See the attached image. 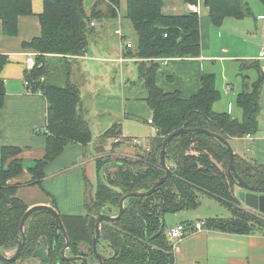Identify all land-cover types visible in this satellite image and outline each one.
<instances>
[{"label":"trees","instance_id":"16d2710c","mask_svg":"<svg viewBox=\"0 0 264 264\" xmlns=\"http://www.w3.org/2000/svg\"><path fill=\"white\" fill-rule=\"evenodd\" d=\"M106 3L108 16L117 18L120 0H97L90 15H86L83 0H43V13L38 16L41 35L22 44L35 53V66L25 72L24 79L33 92H40L45 99L47 115L45 129V155L28 167L29 186H42L48 165L66 148L85 146L92 140V132L84 114L79 86L71 83V61L85 54L92 20L101 17L96 10L99 3ZM197 4V0H184ZM208 8L213 26L220 27L224 19H242L240 0H202ZM264 5V0H259ZM125 18L130 21L137 36L135 50L129 56L136 59L137 80L147 93L146 103L152 111L150 118L156 129L147 167L142 162L121 163L113 175L102 173L104 161L97 159V184L92 200L84 204L83 215L59 213L64 225L69 247L67 257L81 256L89 264L96 261L92 250L95 223L100 214L116 216L121 198L133 192H147L165 175L160 164L162 142L170 133L180 128H200L227 141L258 131L259 99L264 83V73L252 63L241 64L240 70L257 69V79L237 95L236 104L242 111L239 121L227 113H216L213 105L221 95L215 88L212 73L201 76V88L190 98H181L178 92L165 93L156 85V74L165 60L198 58L201 54L199 14L164 15L163 0H126ZM248 11V7H246ZM30 0H0V21L5 36L17 35V20L31 16ZM130 49V48H129ZM62 58L68 65L64 81L53 83L48 76L46 56ZM72 59V60H71ZM8 59L0 54V73ZM254 68V69H255ZM43 77V81L39 79ZM50 80V81H49ZM54 81V80H53ZM59 83V84H58ZM250 86V87H249ZM250 88V89H249ZM5 87L0 78V112L4 106ZM111 140L121 132L114 124L106 132ZM103 134V136H105ZM113 143V148L119 147ZM23 151L16 146H3L0 150V254L14 253L22 240L20 220L28 206L16 197L17 185L8 181L22 174ZM171 176L146 197H129L124 202V212L118 220L100 224L97 250L105 242L108 251L104 264H174L173 241L165 232L164 216L184 210L196 209L199 196L215 199L231 213L230 218L204 220V229L228 234L249 235L264 233L262 214L242 207L234 195V182L227 172L229 153L225 146L209 136L191 133L174 137L166 149V162ZM144 167H146L144 169ZM236 174L253 187L264 188V164L248 162L234 154ZM105 178V180H104ZM118 189V190H117ZM52 207L56 209L55 202ZM26 242L16 262L0 259V264H23L33 259V252L46 245L48 260L44 264H83L60 258L66 240L55 220L46 211L32 213L25 222ZM13 253V254H14Z\"/></svg>","mask_w":264,"mask_h":264},{"label":"crops","instance_id":"0c3cea01","mask_svg":"<svg viewBox=\"0 0 264 264\" xmlns=\"http://www.w3.org/2000/svg\"><path fill=\"white\" fill-rule=\"evenodd\" d=\"M96 1L83 0L86 15H90ZM197 1L196 6L200 10V56L188 59H167L156 74V85L159 89L165 93L178 92L181 98L185 99L199 91L201 76L212 72L213 66H209V63H215L216 67L219 66L222 69L224 84L228 83L226 75L228 65L233 66L235 61H243V64L246 63L247 66L255 63L264 73L261 69L264 66L263 61L257 60L258 51L264 45V11L258 7L255 16L250 8H248L249 12L246 11L247 2L240 0L244 14L242 19L226 18L222 26L215 27L208 16V8L203 5L202 0ZM30 2L33 15L18 18L16 36H5L2 33L0 21V54L8 59L0 73L5 87L4 106L0 112V150L3 146L20 147L23 149L20 158L24 163L22 174L9 180L8 184L18 186L16 197L23 201L28 209L38 205L52 207L55 202V210L61 214L83 215L84 204L87 198L94 194L98 180L92 142L100 141L102 134L114 124L118 125L123 136H128L123 130L125 122L130 120L126 116L135 115L147 120L152 117V111L145 101L146 91L142 86L135 84L137 61L134 57L127 55L129 50H135L137 36H134L135 42L129 38V36L133 37V29L131 23H128L125 18L126 0H120L117 18L108 16L106 3L97 5L96 10L100 12L101 17L98 20H92L93 26L90 24L92 30L88 36L85 54L71 59L70 79L71 83L79 86L81 104L86 117H94L100 122L102 116L112 113L111 115L119 116V119L115 123L102 125L100 127L102 131L97 137L99 139L92 140L88 147L73 145L66 148L48 165L42 186H29L31 176L28 167L45 155L46 141L43 133L46 131L47 115V106L42 94L27 93L24 85L27 71L25 60L36 53L32 49L24 48L22 44L41 35L38 16L43 13V0H30ZM168 4L166 6L164 2L162 8L164 15H183L192 12L190 7L193 4H187L184 0L183 3L180 0H172ZM228 27L229 29L224 32V29ZM249 27H252L253 31L249 32ZM239 30H243L241 37L238 38L241 39L239 43L246 45V50L236 49L233 46L231 40L234 38L233 31ZM112 34L116 36V39H111ZM224 34L228 36L225 37ZM122 42L131 43L132 47L126 49ZM112 64H115L114 73H112ZM253 67L255 68V65ZM254 68L249 69L255 73V79L251 81V77L246 76L245 86L249 85L247 82L256 81L258 73ZM112 81L114 90L110 93L111 91L108 90H111ZM229 84L224 87L228 98L229 92L234 89V86ZM100 92L107 94L99 98L96 104L93 100ZM106 100L111 103L106 104ZM225 111L233 114L234 109H231L230 103ZM259 119L260 115L258 122ZM154 130L155 134L151 139L148 138L149 140L137 137L140 139L138 149L148 150L149 146H152V141L156 137V129ZM251 138L252 140L245 137L230 138L228 142L233 153L241 159L264 164V131L259 129L256 134L251 135ZM129 145V143H121L115 149L120 151L123 146L130 148L131 145ZM106 151L98 156L107 155ZM26 162H28L27 165H25ZM236 192L238 194L239 189ZM204 220L206 219H196L195 222ZM182 223L193 224L192 221ZM173 243L174 264H264L263 233L237 235L203 228L198 231L192 230L184 238Z\"/></svg>","mask_w":264,"mask_h":264},{"label":"rangeland","instance_id":"374dc122","mask_svg":"<svg viewBox=\"0 0 264 264\" xmlns=\"http://www.w3.org/2000/svg\"><path fill=\"white\" fill-rule=\"evenodd\" d=\"M244 1L247 2L248 5H246V6L251 9V11H252L251 13H254L255 16H256V9L258 7L262 11H264V5L261 4L259 2V0H244ZM164 2L166 3V6H168L169 5L168 3H171L172 0H164ZM180 2L183 3V0H180ZM129 22L130 21L128 20V23ZM234 22H237V21H234ZM124 24H126V23H124ZM228 29H229V27L224 29V32L227 31ZM248 29H249L248 30L249 32L253 31L252 27H249ZM242 31L243 30L233 31L234 38H231V40H232V43L234 44L233 45L234 48L246 50L245 49V48H247L246 45L239 43L241 39H238L239 37H241ZM132 34H133V37L129 36V38L132 42H135L136 37H134V36H136V35H134L133 31H132ZM224 36L227 37L228 35L224 34ZM111 39L112 40L116 39V36H114L112 34ZM259 39H260V37H259ZM261 40H262V38H261ZM225 42H226V39H225ZM252 43H253V41H252ZM254 44L256 45L257 43H254ZM89 49H91L90 45H89ZM242 53H243V51H242ZM45 59H46L45 64H46V67H47L48 72H49L48 76L50 77V80L53 83H56L58 80L62 81L63 80V73L65 75L66 70L68 69L67 63L62 58H58L56 56L46 57ZM242 63H243V61H235L233 66L228 65V69H227V73H226L228 83H230L234 86L233 91L229 92L230 93L229 98H228V96L225 95V91H224V87L228 83L224 84L222 69L219 66L216 67L215 63H211V64L209 63V66H213V69H211L212 72H210V73H212L215 76V88L219 91V93L221 95L220 99L214 103L213 111L216 113H227L225 110L228 109V105L230 103V107H231V109H234V112H233V114L229 113V116L231 118H238L239 120L242 119V111L236 104V101H235V99L237 98L236 93L241 92L245 89V82L247 81L246 76H250L251 81H253L255 79V73L252 71V69H245L242 71L240 70ZM263 63H264V61H263ZM69 66H71L70 63H69ZM114 66H115V64H112V67H113L112 73H114V71H115ZM251 83L252 82H247V84H249V85H251ZM110 84H111L110 85L111 90H108V91L109 92L111 91L110 93H113L112 92V90H114L113 81ZM110 86H109V88H110ZM232 92H234V93H232ZM105 94H107V93L100 92L96 96V98H94L93 102H95L97 104L99 101V98H103V96ZM232 94H234L235 96L233 97ZM232 98H234V100H232ZM109 103H111V101L106 100V104H109ZM259 105H260V112H259L260 119L258 122V130L261 129L262 131H264V92L263 93L261 92L260 99H259ZM111 114L112 113H109V114L102 116L100 122L94 117H91V116L86 117L87 122H88L89 127H90V130L92 132V140L99 139L97 137L100 135V133L102 131V128H100L102 125H107L108 123L117 122V119H119V116H116L114 114L111 115ZM126 117L129 118L130 120L125 122L123 130H124V133H126L129 137H139V138H143V139H148V138L151 139V137L154 136V134H155L154 127H153V125L147 124V118H141V117H137L135 115L126 116ZM103 134H105V132ZM103 134H102V138L100 139V141H97L94 143L91 140L88 144L83 146L84 148H86L92 142L93 153H94L93 154V156H94L93 160L96 162L97 159L101 158V160H103L105 162L104 166L102 167V170H101L102 173H104L105 175H113L117 171L118 168L123 166V165L121 166V163L124 164L127 162H129L131 164L136 163V162H142V163L146 164V167L148 166L147 160H148V156H149L151 150L153 149L152 146L151 147L149 146L148 150H146L144 148H141V149L136 148L133 151V149L129 145L131 149L128 146H123L122 150L116 151V149L113 148L112 141L108 138V136H106V134H105V136H103ZM128 136H126V137H128ZM121 143H123V141L120 142L119 144H121ZM104 149L107 150L106 151L107 155L103 154V155L98 156L100 153H105ZM116 152H118V153H116ZM27 163L28 162H26L25 165H27ZM166 165L169 168L172 166V163L167 161ZM146 167H144V169ZM104 180H105V178H104ZM233 190H234V195L237 197L236 191L238 190V188L235 185L233 187ZM92 197H93V195L90 196L89 198H87V201L88 202L91 201ZM199 202L201 204H199L200 206H198V208H196V209L184 210V211H181L179 213L166 214L164 216V222L166 225L165 232H168L170 227H173L174 225H177L179 223L182 224V222H185V221H189V222L192 221L194 223L196 219L231 217V213L229 212V210L226 207H224L223 205H221L215 199L209 198L206 195H200L199 196ZM244 206L245 205L242 204V207H244ZM244 208L246 209L247 207H244ZM84 213H85V210H84ZM105 244H106L105 242H101L98 252L100 254H102L103 256L107 257L112 252L108 251ZM13 253H14V250L7 252V257L12 256ZM23 264H44V263H41L38 259H30V260L24 261ZM92 264H98V262L94 261V262H92Z\"/></svg>","mask_w":264,"mask_h":264},{"label":"water","instance_id":"95a60500","mask_svg":"<svg viewBox=\"0 0 264 264\" xmlns=\"http://www.w3.org/2000/svg\"><path fill=\"white\" fill-rule=\"evenodd\" d=\"M191 133L203 134V135L209 136L211 138H214L215 140H217L218 142H220L223 146H225L227 148L228 153H229V166H228L227 172L230 175L231 180L234 182L235 186L239 189V192L237 194L239 201L242 204H244L245 207H247L248 209H251L253 211H257V212L264 215V188H257V187L250 186V185L246 184L243 181V179L236 174V171L234 168V153L232 151V148H231L229 142L226 139H224V138H222V137H220V136H218L212 132L204 130V129L180 128V129L170 133L168 136H166V138L162 142V147H161V151H160V164H161V167L165 170V175L162 178H160L158 181H156L154 186L147 192H133V193H128V194L124 195L120 200V208H119V212H118L117 216L111 217V216L106 215V214H100L98 216L97 221L95 223V236H94L93 241H92V250H93V253L95 254V258L98 261V264H104L106 261V257L103 256L102 254H100L97 250V243H98V238L100 235V224L104 221L118 220L124 212V207H123L124 202L129 197H146V196H149L152 193H154L159 188V186H161L171 176V172L166 165V149H167L170 141L176 136L186 135V134H191ZM37 211H46V212L50 213L51 216L55 220L56 230L60 229L62 231V234L66 240V243L60 252V258L62 260L68 261V262L80 261L83 264H89L87 259L84 257H81V256L67 257L65 255V251L69 247L70 242H69V239L67 237L64 225H63L62 220L59 216V213L53 207L46 206V205H38V206H34V207H31V208L26 210V212L23 214V216L20 220V224H19V230L22 234L21 242L19 243L15 253L12 256L5 257V256L0 254V259L7 261V262H16L18 260L20 252H21V250H22V248L26 242L25 222H26L27 218L32 213L37 212ZM32 258L38 259L40 262H45L48 260L45 243H42L41 246L33 252ZM18 264H20V263H18Z\"/></svg>","mask_w":264,"mask_h":264},{"label":"built area","instance_id":"2783aa9c","mask_svg":"<svg viewBox=\"0 0 264 264\" xmlns=\"http://www.w3.org/2000/svg\"><path fill=\"white\" fill-rule=\"evenodd\" d=\"M190 9L192 10V12H195L198 14L200 13V10H199L198 6H196V5L191 6ZM91 26H93V23H91ZM122 44L124 45V48H126V49H129L132 47L131 44H129V43L126 44V43L122 42ZM35 56H36V54H33V55H30L26 58L25 66H26L27 71H30L34 68ZM257 60L264 61V45L258 51ZM261 69L264 72V66H262ZM43 80H44L43 77H41L39 79V81H43ZM24 85L26 87L27 93H33V91L31 90V88H32L31 85L26 80L24 81ZM147 123L151 124L152 123L151 119H148ZM244 137L248 140H252L250 134H247ZM111 141H112V143H118V142L120 143L122 141H123V143H129L131 145L132 149H136L137 147L140 146V139L137 137L129 138V137H125L123 135H119L118 137H116V138L114 137L113 139H111ZM261 218L264 220L263 214H262ZM203 226H204V221H198V222H195L193 224L192 223H182V224L180 223V224H177L173 227H170L169 231L167 232V235L173 242L176 243L177 241L184 238V236L186 234H188L189 232H191L192 230L198 231V230L203 229L204 228ZM173 248H174V243H173Z\"/></svg>","mask_w":264,"mask_h":264},{"label":"bare ground","instance_id":"6f19581e","mask_svg":"<svg viewBox=\"0 0 264 264\" xmlns=\"http://www.w3.org/2000/svg\"><path fill=\"white\" fill-rule=\"evenodd\" d=\"M120 135H122V134H120ZM117 216V215H116ZM112 217V216H111ZM115 217V216H114Z\"/></svg>","mask_w":264,"mask_h":264}]
</instances>
